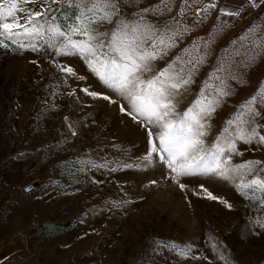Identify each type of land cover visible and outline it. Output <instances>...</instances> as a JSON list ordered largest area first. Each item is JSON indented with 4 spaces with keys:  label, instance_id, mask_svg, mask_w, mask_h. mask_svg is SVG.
Here are the masks:
<instances>
[{
    "label": "rangeland",
    "instance_id": "rangeland-1",
    "mask_svg": "<svg viewBox=\"0 0 264 264\" xmlns=\"http://www.w3.org/2000/svg\"><path fill=\"white\" fill-rule=\"evenodd\" d=\"M179 7L183 0L148 19L170 21ZM200 7L190 3L178 17L189 31L156 61V70L177 55L193 62L203 57L189 91L173 101L181 114L205 81L213 87L223 81L229 95L219 97L206 121L208 146L264 85V50L251 43L253 34L264 36V5L245 18L225 17L216 8L197 22ZM7 43L0 47V264H225L221 254L227 264H264V228L256 223L264 220V206L218 178L174 179L166 154L151 153L150 139L159 147V130L150 138L152 126L134 120L129 101L80 55ZM67 67L75 75L61 70ZM214 71L220 79H209ZM237 149L243 155H233V164L264 161V146L237 142ZM31 183L35 188L25 193ZM204 189L218 199L207 198Z\"/></svg>",
    "mask_w": 264,
    "mask_h": 264
},
{
    "label": "snow or ice",
    "instance_id": "snow-or-ice-1",
    "mask_svg": "<svg viewBox=\"0 0 264 264\" xmlns=\"http://www.w3.org/2000/svg\"><path fill=\"white\" fill-rule=\"evenodd\" d=\"M143 2L0 0V47L7 48V42H11L19 49L38 51L47 46L65 55H80L101 81L129 101L134 120L139 117L145 127L152 126L148 128L150 138L154 134L153 128L159 130V147L150 139L151 153L166 154L169 168L176 173L174 179L178 181L180 177L189 176L218 178L232 183L245 198L255 199L264 206V161L232 163L233 155H243L237 149V142L264 146V123L258 120H264V85L240 105L233 117L225 122L222 133L206 146L207 130L211 127L206 121L216 111L219 97L229 95L223 81L217 87L205 81L197 98L181 114L176 112L173 101L189 91L203 57L193 62L184 61L177 55L164 68L156 70V61L167 56L169 49L176 46L177 37L189 31L187 26L182 27L178 18L187 15L186 6L190 3L201 6L196 12L197 22H200L216 9V0L208 3L183 0L185 7H179L177 16L162 24L149 20V14L159 17L171 12L175 0H158L155 5L139 7ZM248 2L253 7L258 6L255 0ZM29 4L39 7L29 8ZM128 7L136 10L129 13ZM200 12L204 16L201 17ZM220 13L239 15L238 11L225 12L223 8ZM251 43L254 49L264 50V36L256 38L253 34ZM187 52L185 49L184 53ZM61 70L75 75L70 67ZM213 77L220 79L215 71L209 74V79ZM209 92L214 93L211 98ZM88 94L97 96L95 92ZM103 98L108 99L107 96ZM72 134L76 135L75 132ZM160 159H165V155ZM88 163L93 167H106ZM180 187L183 189L185 185ZM204 191L207 198L218 199L207 189ZM220 203L232 207L223 199ZM256 223L264 228V220L257 219ZM220 259L227 264L222 254Z\"/></svg>",
    "mask_w": 264,
    "mask_h": 264
},
{
    "label": "crops",
    "instance_id": "crops-1",
    "mask_svg": "<svg viewBox=\"0 0 264 264\" xmlns=\"http://www.w3.org/2000/svg\"><path fill=\"white\" fill-rule=\"evenodd\" d=\"M210 0H204V3H208ZM257 7H253L248 0H216V8L220 10L224 9L225 12H239V15H223L225 17H248L259 8L264 5L262 0H255ZM221 14V13H220ZM222 15V14H221Z\"/></svg>",
    "mask_w": 264,
    "mask_h": 264
},
{
    "label": "bare ground",
    "instance_id": "bare-ground-1",
    "mask_svg": "<svg viewBox=\"0 0 264 264\" xmlns=\"http://www.w3.org/2000/svg\"><path fill=\"white\" fill-rule=\"evenodd\" d=\"M64 124H65L67 130L70 132V134H71L72 136H75V135L72 134L73 132H75V130H74L73 125H72V123H71V121L69 120L68 117L65 118V120H64ZM75 133H76V132H75Z\"/></svg>",
    "mask_w": 264,
    "mask_h": 264
},
{
    "label": "water",
    "instance_id": "water-1",
    "mask_svg": "<svg viewBox=\"0 0 264 264\" xmlns=\"http://www.w3.org/2000/svg\"><path fill=\"white\" fill-rule=\"evenodd\" d=\"M35 186H36L35 183H31V184L25 186L24 189H23V191H24L25 193H28V192H30L31 190H33V189L35 188Z\"/></svg>",
    "mask_w": 264,
    "mask_h": 264
}]
</instances>
